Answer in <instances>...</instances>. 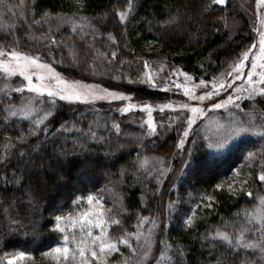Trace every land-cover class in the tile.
I'll return each mask as SVG.
<instances>
[{
    "label": "trees",
    "instance_id": "trees-1",
    "mask_svg": "<svg viewBox=\"0 0 264 264\" xmlns=\"http://www.w3.org/2000/svg\"><path fill=\"white\" fill-rule=\"evenodd\" d=\"M126 1L0 0V10L13 12L8 18L15 23L14 28L0 29V45L17 41L21 49L36 50L37 34L55 16H82L97 29L91 40L103 51L113 49L106 35L115 36L117 63L164 56L197 78H208L257 43L256 31L232 1L220 5L213 0H132V13L122 24L117 11ZM227 16L240 21L232 37ZM32 35L36 37L30 39ZM68 36L66 32L57 41ZM135 90L146 97L159 93L143 86ZM41 104V110L50 109L51 114L34 124L40 111L28 119L9 115L10 106L25 101L18 94L0 95V260L19 251L40 258L61 241L64 234L54 227L55 216L72 210L79 195L97 193L105 199L120 221L111 230L117 239L138 232L141 219L158 215L162 208L157 181L140 163L145 156L173 155L179 142L177 128L149 137L140 126L122 122L125 117L118 118L107 105L93 108L48 98ZM118 119L122 120L119 132L111 127ZM89 128L97 139L89 135ZM195 133L187 143L184 183L172 187L167 196L166 225L158 239L161 264H246L249 260L262 264L258 252L234 250L212 233L219 229L235 236L245 222V212H253L259 203L255 197L262 195L258 174L264 171V139L258 133L244 134L227 139L222 147L209 148L206 132L197 128ZM250 151L256 159L247 166ZM235 169L251 174L235 180V191H229ZM184 185L191 196L179 191ZM247 191L253 196H247ZM132 257L130 247L122 245L109 259L131 264Z\"/></svg>",
    "mask_w": 264,
    "mask_h": 264
},
{
    "label": "rangeland",
    "instance_id": "rangeland-1",
    "mask_svg": "<svg viewBox=\"0 0 264 264\" xmlns=\"http://www.w3.org/2000/svg\"><path fill=\"white\" fill-rule=\"evenodd\" d=\"M230 1L236 4V6H238L237 10L248 18L250 25L256 31L257 43L245 50L236 62L213 73L208 78H205L204 76L197 78L193 73L184 71L180 66L172 64L164 56H158L151 59L140 58L130 61L126 60L122 63H117L116 59L119 52L115 49L116 39L114 35L108 34L105 37L113 46V49L103 51L95 45L94 41L91 40L93 35L97 32V29L91 27L85 17L57 15L49 23H46L45 31L39 32L37 37L35 35L30 37V39H34V36L37 38L35 39L37 43L36 50L21 49L17 41L15 44H2L0 45V50H3L5 55L0 56V60L10 59L6 55L9 51H17L28 56H38L41 63L51 65V68L55 70V73H58L61 78L66 79L69 82L78 81L83 85L94 86L96 88H106L115 92L117 95L122 94L124 98L117 100L101 99L85 103L82 101L62 100L56 96H48L46 93L38 95L37 93L30 92L28 89L21 92L17 89H20L25 83H27L25 76L21 75L19 72L14 75H9L5 73L3 69H0V95H20L22 101H25V104L36 109L35 112L40 111L38 118L44 117V119L49 116L45 117V112L51 114L50 109L41 110V101L45 98H48L50 102L58 99L74 105L89 104L93 108H98L102 104L104 106L107 105V110L111 111L112 114L117 115L118 118L122 116L125 117V119H122L123 121L118 119L115 122L120 126L119 131L122 128V122H125L140 126L145 133L149 131L147 127L148 111L144 110L143 105L147 104L151 106L152 118L157 125L156 132L151 136H156V134L162 136L163 133L171 131L175 127L177 128V131H179V139L183 133L184 116L191 115V113L184 112V114L181 115V109L177 107L165 108L164 106L169 103L174 106L183 103H190L204 109L206 115L200 116L193 127L195 130L199 128L206 132L205 134L212 143L220 142L224 145L225 138L229 139L234 136L237 138L238 135L244 134L256 135L258 133V127L255 131L236 135H232L231 133L241 120L246 122V126L255 127L264 123V94L259 92V88L264 87V83L253 85L252 87L256 90L252 95H248L247 92L241 94L237 91V88L239 87L250 89L248 84L249 72L254 73L252 76L253 80H260V76L257 75V73H260L262 69L260 67L253 69L252 65L254 62L257 65L264 64V59L260 58V42L262 36H264V4L259 3V0H226L224 4L220 5H226ZM128 3L129 0H127L117 11V16L122 24L127 21L133 10L132 0V8L130 10L128 9ZM120 12H125L126 19H120ZM11 15H13V12L0 10V29L15 27L14 20L8 18ZM73 20L76 21V25H79V27H76L75 31H73ZM225 24L231 33V37L235 34L237 35L240 21L232 18V16H227ZM66 32L69 33V36L57 41V38H61V35ZM46 47H51V49H46ZM246 51L248 52V59L244 60L243 65L237 68L236 66L239 64L240 60L243 59V54ZM112 52H115L116 56L113 57L111 55ZM145 62L148 64L147 68L145 67ZM34 71L49 77V79L45 81L46 83L51 82L48 69H36ZM148 73H151L152 80L155 81V84H153L152 81H149ZM185 73H187V76L184 75ZM228 73H232V75H228ZM28 74L33 75L34 83L39 82L38 75L33 74L32 71ZM201 81H204L205 83L201 85ZM217 83H223V89L221 90L217 87L215 89L216 94L203 101L191 99L189 95L185 94L184 87H181V85L187 86L189 90L193 91V94L198 97L206 92L213 91V88ZM140 86L157 91L161 94L158 93L153 97L141 96L138 94L137 90H135ZM229 95L240 97L236 101V103L240 105L239 109L235 107V104H230L225 108H213L211 106L212 103H221L225 101ZM129 104L135 105V107H133L128 113L123 112V107ZM229 113H232V115L230 116ZM178 116H180V119H175ZM173 120H175L174 123L172 122ZM191 136L192 134L187 138L184 148L177 147V150L173 155L152 156L148 158L146 170L149 177L157 181L162 208L158 215L149 217V220L141 224L138 229V232L144 234H147L149 229H151L153 233L151 241L152 251L143 264H161L158 252L160 249L158 239L160 232L166 225L165 210L168 206L167 196L172 187H178L184 183L181 178L186 169L187 143ZM255 159V156H253L252 158H249L248 162L245 164L251 166L254 164ZM245 164L242 163L241 165ZM164 169H167V171H164ZM233 172L235 174L229 178L231 181H228L230 184H233L235 180H244L247 175L251 174L248 171H245L246 173H240L237 169ZM240 176L242 177L240 178ZM261 185L262 195H264V182H261ZM184 188L185 185L182 189H179V191L188 194V197L189 195L191 196V189L185 191ZM88 195L102 198L103 207L109 210L113 220H118L114 210L111 207H108L105 199L99 194L88 193L85 195H79L73 202L72 210L55 216V218L57 216L64 217V220L62 221H57L55 219L54 227L56 228V224L59 223L60 227L65 229L64 232L58 231L64 234V236H69L70 248H75V243L72 240V237H79L81 235L80 222L77 221L76 227L73 228V220L77 219L82 213L88 212L90 207L95 208V204L90 206L87 203L86 197ZM188 203L192 204V202ZM153 221H155V227H153ZM113 226H115V224L111 225L108 229L109 235L111 238L117 239L111 234ZM92 231L94 235L99 233V229L97 228H93ZM248 234L246 235V238L248 239H251L256 235L255 232ZM63 243L64 237L61 241L44 251L40 258H35L32 254L24 252L27 255L15 260L14 264H56V261L52 259L51 255H45V253H49L50 249L57 245L62 246ZM143 243H145V241L142 236L139 241L135 239L134 243L131 242L130 245H127L130 247L131 251L133 247L137 248V252H132L133 257L131 259V264H140L143 251L145 250L140 247ZM122 245L124 244H120L119 247ZM247 250L258 252V250L253 249ZM20 252L23 251L6 254L0 260V264H8L9 259L16 257ZM114 252L116 251L108 254V264H115L114 262L111 263L109 259ZM61 264H64L63 259L61 260ZM70 264H74V262H70ZM93 264H96L95 260H93Z\"/></svg>",
    "mask_w": 264,
    "mask_h": 264
},
{
    "label": "snow or ice",
    "instance_id": "snow-or-ice-1",
    "mask_svg": "<svg viewBox=\"0 0 264 264\" xmlns=\"http://www.w3.org/2000/svg\"><path fill=\"white\" fill-rule=\"evenodd\" d=\"M226 0H213V3L216 4H224ZM259 3L264 4V0H259ZM132 8L131 0H129L128 3V9L130 10ZM119 17L121 20L126 19L125 12H120ZM39 23V21H37ZM74 27L73 31L76 30V27H79V25H76V21H72ZM54 39V38H53ZM260 50H261V59H264V36H262L261 42H260ZM5 55V52L3 50H0V56ZM6 55L10 58L7 60H0V69H3V71L9 75H14L17 72H19L21 75L25 76V79L27 83L23 85L20 89H17L18 91L23 92L25 89H28L30 92L37 93L38 95L47 94L48 96H56L59 97L62 100L66 101H82L85 103L88 102H94L97 100H117V99H123L124 97L121 95H117L115 92H112L106 88H96L94 86H88L83 85L81 82L78 81H72L69 82L66 79H63L59 76L58 73H55V70L51 68V65L44 64L40 62V59L38 56H28L24 53H20L17 51H9L6 53ZM111 55L114 57L116 56L115 52H112ZM248 59V52L246 51L243 54V59L240 60L239 64L236 66L237 68L243 65L244 60ZM145 67H148L147 62H145ZM253 69L256 67H260L262 71L260 73H257V75L260 76L259 81H255L252 79L253 72L248 73V84L250 86V89H244L242 87L237 88V91L241 94L247 92L248 95H252L255 92V88L252 87L253 85H257L258 83H264V64L257 65L255 62L252 65ZM36 69H48L50 73V83H46L45 81L49 79V77H46L43 74H40L38 72H35ZM32 71L33 74L38 75L39 82L34 83L33 82V75H29L28 73ZM235 71V69H234ZM148 79L149 81H152L153 84H155V81L152 80L151 73H148ZM187 76V73L184 74ZM228 75H232V73H228ZM201 85H203L205 82L201 81ZM223 83H217L213 91L206 92L201 96H195L193 94V91H190L189 88L185 85H181V87H184L185 94L189 95L191 99L200 100L203 101L207 98H211L213 95L216 94L215 89L218 87L221 90L223 89ZM259 92L261 94H264V87L259 88ZM239 96L229 95L227 99L221 103H212L213 108H225L230 104H235V107L237 109L240 108V105L236 103V101L239 99ZM34 103V102H32ZM13 110L9 112V115L15 116L17 114L23 116L25 119H28L33 115V113L36 111V109L29 107V105H20L10 106ZM135 107V105H126L123 107L122 111L125 113H128L131 111V109ZM165 108H174L177 107L182 110L181 115L184 114V112H190L191 115L184 116V124H183V133L179 139L178 147L184 148V145L187 141V138L190 134L195 135V129L194 125L197 123V120L200 116H205L206 113L203 108H200L198 106L192 105L190 103H183L180 105L174 106L173 104L169 103L164 106ZM144 110L148 111V120H147V127L149 131L145 133L147 136H151L156 132L157 125L155 121L152 118L151 113V106L150 105H143ZM163 110V109H161ZM50 113L45 112L44 116H48ZM231 116L232 113H229ZM175 119H180V116L176 117ZM44 122V117H40L35 119L34 124H41ZM173 123L175 120L172 121ZM250 123V122H249ZM107 127V125H105ZM112 128L119 131L120 126L119 124L113 123L111 126ZM258 127V134L261 136L262 139H264V123H262L259 126H246V122L241 120L239 124L233 129L232 135L249 132V131H255ZM89 135L93 139H97L95 132L91 131V128H89ZM99 139L103 140L104 137H99ZM227 138H225L226 142ZM193 143L195 144L196 141L194 140ZM209 148H219L222 147V143H208ZM190 155V154H189ZM255 155L254 152H248L247 158H252ZM139 156V154H138ZM261 159L264 160V154L261 155ZM148 162V157L145 156L143 160H141L140 167L143 168ZM164 171H167V169H164ZM258 179L260 182H264V171L259 172ZM216 187H222V185L218 184ZM229 191H235L233 189V184L227 185ZM243 188V184H241V189ZM247 196H253L252 191L246 192ZM209 201L213 199V197H208ZM256 200H258V204L254 207L253 212L248 213L245 212V222L241 224V227L239 228L237 234L235 236L229 234L226 231H221L217 229L214 233H212L213 237L219 240H223L228 245L232 246L234 250H239L240 248L244 249H253L258 250L260 259L262 261V264H264V195H258L255 197ZM87 203L91 206L95 204V208H89L88 212L82 213L77 219H74L72 222V227H76L77 221L80 222V233L81 235L79 237L73 236L72 240L75 243V248L69 247V236H64V243L62 246L57 245L56 247L50 249L49 253H45V255H51L52 259L56 261V264H61V260L63 259L64 264H70V262H74V264H93V260H95L96 264H108L107 256L109 253L113 251H119V245H130L131 244V238L135 237L137 241L141 239L143 236L145 243L141 244L140 247L145 249L143 251V255L141 257L140 264H143L144 261L147 260L149 255L151 254L152 248H151V241H152V230L149 229L147 234L141 233V232H126L123 236H121L119 239H113L109 235L108 229L111 227V225H119V220H113L111 218V214L109 210L105 209L102 204V198L88 195L86 197ZM71 219V218H70ZM57 221L64 220V217L57 216ZM149 217H143L140 221L141 224H143L145 221H148ZM192 218L189 217L187 223H191ZM13 223H18V221H13ZM153 227H155V221L152 222ZM256 225L255 227L253 225ZM57 230L64 232L65 229H62L60 227V224H56ZM97 228L99 229L98 234H93L92 229ZM255 232L256 235L253 236L251 239L246 238V234ZM166 243V242H165ZM166 247H172L171 244L166 243ZM132 252H137V248L133 247ZM27 254L24 252L18 253L16 257H12L9 259L8 264H14V261L26 256ZM126 264V262H125ZM246 264H255L254 261L249 260L246 262Z\"/></svg>",
    "mask_w": 264,
    "mask_h": 264
}]
</instances>
